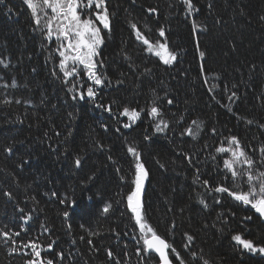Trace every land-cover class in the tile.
Segmentation results:
<instances>
[{
	"label": "trees",
	"instance_id": "16d2710c",
	"mask_svg": "<svg viewBox=\"0 0 264 264\" xmlns=\"http://www.w3.org/2000/svg\"><path fill=\"white\" fill-rule=\"evenodd\" d=\"M208 3L214 5L211 14ZM148 5L159 6V21L170 29L171 46L178 51L183 49L174 66L158 64L155 57L141 50L131 32L130 19L153 30L157 27L155 19L144 12ZM198 6V18L208 28L199 39L207 52L206 68L215 77L200 72L202 62L178 0H108L109 12L113 14L112 30L106 33L98 59L104 61L102 71L112 83L100 89L93 102L71 99L75 93L68 91L69 85L63 83L57 67V42H49L41 30L34 29L23 0H6L5 5H0V58L11 61L7 69L0 66V76L9 82L14 77L19 85L14 89L0 88V101L7 96L31 102L0 106V146L15 142L17 149L13 157L0 152V169L4 170L0 172V187H11L26 211L38 209L27 225L30 234L37 233L41 222L55 226L50 237H59L55 251L63 249L72 254L64 264H106L103 248H113L120 254L125 245L130 257L128 264H138L137 241L133 239L138 229L126 212V200L121 199L129 190L133 158L126 153V147L131 144L137 146L149 170L143 200L149 223L160 235L182 253L187 243L184 233L194 235L192 250H202L210 264H264V256L242 252L231 240L232 234L241 232L264 244L261 219L250 207L227 194L209 196L200 182L194 183L199 174L201 181L208 179L213 185L223 182L231 186L230 179L223 180L222 160L227 154L215 152L225 137L236 135L245 145L264 141V132L257 126V122L264 123V27L258 22V17L264 15V0H199ZM8 7L12 8L11 13ZM241 9L244 15H240ZM124 53L131 59H125ZM145 68H151L152 73L144 74ZM118 80L123 83H116ZM80 83L90 84L86 77ZM233 84L237 87L232 88ZM213 85L219 87L209 92ZM152 88L160 97L167 91L168 98L174 100L170 106L158 101L163 103L164 119L169 122L164 133H156L147 118L117 133L115 113L110 116L96 107L97 103L112 101L116 105L145 107L156 98L150 92ZM232 91L237 92L238 98L230 101ZM17 117L23 123L14 122ZM193 120L201 124L199 135L196 139L182 136L181 132ZM247 120L253 124L249 125ZM101 124L109 125L111 130L104 131ZM213 128L217 135L212 134ZM145 135L151 139L145 140ZM184 154L192 157L191 164ZM77 156L82 158L79 168L74 164ZM22 158L30 163L20 171L16 165ZM8 173L15 174L20 188H15ZM121 176L125 179L121 180ZM52 192L58 195L53 197ZM31 196L37 198L39 205L29 200ZM213 196L221 203L216 204ZM201 198L208 202V208L199 203ZM65 199L67 203L61 204L60 200ZM26 200L29 202L25 203ZM107 203H112L113 208L109 214H103ZM65 210L70 213L67 222L61 215ZM18 215L15 203L0 195V226L7 224L18 229ZM249 216L251 219L246 220ZM66 223L72 225L71 233L65 231ZM81 224L100 233L91 239L101 251L91 253L86 244L79 242V236L87 235ZM116 233H120L119 238ZM72 238L77 239L76 245L71 244ZM0 264H23V258L9 255L7 246H0ZM149 264H155V257Z\"/></svg>",
	"mask_w": 264,
	"mask_h": 264
},
{
	"label": "snow or ice",
	"instance_id": "6c2138e0",
	"mask_svg": "<svg viewBox=\"0 0 264 264\" xmlns=\"http://www.w3.org/2000/svg\"><path fill=\"white\" fill-rule=\"evenodd\" d=\"M135 2L136 0H133V3ZM178 2L180 11L190 26V35L193 38L198 59L202 62L199 66L200 72L206 76L210 74L215 77L216 74L209 73L206 68L207 52L202 48L199 39L201 34L208 31L207 26L198 18L201 13V8L198 6L199 0H178ZM23 3L30 10L34 29L41 30L44 38L49 42L53 40L57 42L55 49L59 57L57 67L59 72L62 73L63 83L69 85L68 91L75 93L71 96V99L74 101L87 99L95 102L98 97V91L105 86H110L112 83L102 71L104 61L98 59L101 54L100 49L105 44L106 33H110L112 30L113 14L109 12L108 0H23ZM5 4L6 0H0V5ZM169 7H172V5L170 4ZM207 8L211 14L214 5L208 3ZM7 11L11 13L13 10L8 7ZM144 12L146 16L155 19L157 27L153 30L146 24L141 26L137 20L130 19L128 24L135 40L142 46V51L156 58L158 64L169 67L174 66L183 54V49L178 51L171 46L168 38L170 29L160 24L161 10L158 5H148L144 8ZM244 14V10L241 9L240 15ZM216 22L219 23L220 21L217 20ZM258 22L261 27H264V15L258 17ZM149 33H152V35H149ZM124 56L125 59H131L126 53H124ZM10 63L11 61L7 58H0V66H3V68L7 69ZM252 69H255V65L252 66ZM151 73V68L144 69V74ZM53 75H57V72L54 71ZM84 77L87 78L90 84L84 85L80 83ZM0 81H3V83H0V88L5 90L19 86L14 77L9 82L5 81L3 76H0ZM73 81L76 82L73 83ZM116 83L122 84L123 81L118 80ZM204 83L208 84V80L205 79ZM160 84L163 85L164 81L161 80ZM216 87H219V85L209 87L208 91L212 92ZM236 87L237 85H232V88ZM80 88L85 90H79ZM224 88L227 90L228 86L224 85ZM150 92L156 98L150 104H146L145 107L116 105L115 101L109 104L97 103L96 107L103 109L110 116L115 113L116 123L119 125L114 130L117 133L123 129L132 128L144 118L149 119L153 123L156 133H164L169 128V122L164 119L163 103H158V101L166 102L170 106L174 103V100L168 98L167 91H165L164 97H160L156 93L155 88L150 89ZM234 98H238L236 91H232L228 97L230 101ZM22 102L31 103L30 101H22L19 98L9 99L6 96L0 101V106L11 105L12 103L21 104ZM69 115L71 116V113ZM121 118L124 119L122 120ZM180 119H183V117H180ZM14 122L23 123V120L17 117ZM247 123L251 125L253 121L247 120ZM257 126L264 132V123L257 122ZM101 127L106 132L111 130L107 124H101ZM200 131V122L193 120L191 125L181 132V135L196 139ZM211 132L213 135H217L215 128L211 129ZM45 135L47 136V133ZM55 135L59 136L60 133L56 132ZM71 136L72 132L69 130L68 137ZM144 139L149 140L151 137L145 135ZM255 139L258 140L259 137ZM0 152L4 153L6 157L15 156L17 152L16 143L11 142L0 146ZM215 152L217 154H227L222 160V171L225 173L223 180L230 179L231 186H227L223 182L213 185L208 179L201 181L199 174L196 175L194 183L200 182L207 190L209 196H212L213 193L227 194L232 200L253 209L258 214V217L264 220V141H260L258 145H245L236 135H230L225 137L220 146L215 148ZM126 153L133 158L132 171L129 190L126 195L121 196V199L126 200V212L130 214L129 218L134 221L133 227L138 229L137 236L133 237L137 241L135 255L139 258L138 264H149V260L153 257H155V264H210V260L204 257L202 250L200 253L192 250L195 241L194 235L187 232L184 233L187 243L183 245L182 253L149 223L143 200L145 182L149 180V170L146 168L142 154L135 144L128 145ZM184 155L187 162L191 164L192 157L188 154ZM216 158V156L212 157L213 160H216ZM109 159H111V156H109ZM29 163L28 159L22 158L16 168L23 171ZM74 164L77 168L81 167L82 158L77 156ZM160 167L163 168L165 166L161 164ZM2 171L4 170L0 169V172ZM117 171L121 170L117 169ZM197 173H199V169H197ZM8 175L12 176V184H14L15 188H20V182L15 174L8 173ZM89 179H92V177H89ZM120 179L124 180L125 177L121 176ZM0 183L3 182L0 181ZM28 187H31V185H28ZM0 195L15 203L19 214L18 219L21 222L18 229L9 227L7 224L0 226V246H7L9 255L21 256L23 264H64L66 260L71 259V252L66 254L63 249L55 251L59 237L50 238L55 232L54 225L49 226L48 223L41 222L35 235L28 232L27 225L34 220L33 213L38 210L37 208H33L29 212L26 211L25 207H21L20 203L17 202V193L11 187H0ZM45 195H48V193H45ZM57 195L55 192L51 193L53 197ZM212 198L216 204L221 203L218 197L213 196ZM29 200L39 205V201L35 196L29 197ZM28 202L27 200L25 201V203ZM60 203H67V200H60ZM199 203L204 208L209 207L208 202L203 198L199 200ZM112 208V203H107L103 207L102 213L109 214ZM61 215L65 222L70 219V213L67 210L63 211ZM245 219L250 220L251 217H245ZM223 223L226 225L227 221L224 220ZM80 227L84 229L87 235L79 236V242L86 244L91 253L101 251V248L97 247L93 239H91V237L100 235V233L90 228H85L83 224ZM174 227L175 224H173ZM65 231L71 233L72 225L70 223H66ZM116 235L119 238L120 233H116ZM124 235H127V233H124ZM41 236H44L45 239L41 240ZM231 240L235 243L238 250L242 252L264 256V244H258L253 239L246 238L241 232L232 234ZM71 244L76 245L77 239L72 238ZM126 248L127 245H125V249L120 254L113 248H103L106 255V264H128L130 257ZM48 253H52V255H47ZM184 253L187 254V257Z\"/></svg>",
	"mask_w": 264,
	"mask_h": 264
},
{
	"label": "water",
	"instance_id": "95a60500",
	"mask_svg": "<svg viewBox=\"0 0 264 264\" xmlns=\"http://www.w3.org/2000/svg\"><path fill=\"white\" fill-rule=\"evenodd\" d=\"M252 210H253V209H252ZM253 212H254V210H253ZM254 213H255V212H254ZM255 215L258 216V214H256V213H255ZM261 220H262V219H261ZM262 222L264 223V220H262Z\"/></svg>",
	"mask_w": 264,
	"mask_h": 264
},
{
	"label": "rangeland",
	"instance_id": "374dc122",
	"mask_svg": "<svg viewBox=\"0 0 264 264\" xmlns=\"http://www.w3.org/2000/svg\"><path fill=\"white\" fill-rule=\"evenodd\" d=\"M145 193V192H144ZM144 197V196H143Z\"/></svg>",
	"mask_w": 264,
	"mask_h": 264
}]
</instances>
